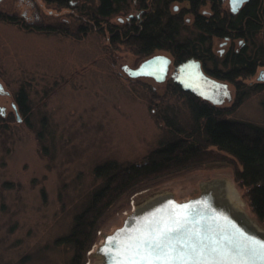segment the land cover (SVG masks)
<instances>
[{"label": "rangeland", "instance_id": "1", "mask_svg": "<svg viewBox=\"0 0 264 264\" xmlns=\"http://www.w3.org/2000/svg\"><path fill=\"white\" fill-rule=\"evenodd\" d=\"M73 1L75 8L46 0L0 1L1 10L21 18L18 23L0 20V106L6 112L0 119V264H70L72 248L58 240L70 230L74 215L101 182L93 173L94 166L110 159L141 161L172 135L165 116L181 126L190 123L184 97L170 90L169 75L156 82L125 73L123 65L135 67L145 57L123 44L110 46L106 23L101 26L104 31L96 29L78 38L23 25V21H56L75 26L76 8L90 1ZM127 3L125 11L110 18V24L122 23L130 14L140 17L136 1ZM212 6L230 13L227 0H217ZM188 8L187 1H168L171 14ZM211 8L208 2L199 12L209 15ZM260 15L264 20V8ZM193 17L184 14V35H191ZM262 40V29L247 38L213 37L212 57L205 67L227 70V54L243 47L256 48ZM157 53L170 56L174 63L168 51L153 52ZM261 70L263 65L246 78L222 80L230 97L217 106L227 110L228 119L264 126ZM20 89L29 96L30 110L25 116L16 115L12 107ZM212 150L216 154L207 164L158 177L123 195L101 219L82 264L101 261L96 247L137 205L161 193L178 201L188 199L199 193L202 182L214 178L232 183L242 210L264 229L251 210L245 188L234 179L239 165L226 153Z\"/></svg>", "mask_w": 264, "mask_h": 264}, {"label": "trees", "instance_id": "2", "mask_svg": "<svg viewBox=\"0 0 264 264\" xmlns=\"http://www.w3.org/2000/svg\"><path fill=\"white\" fill-rule=\"evenodd\" d=\"M46 1L75 8L69 4L70 0ZM87 1L84 0V3ZM89 1L82 8H76L75 20L78 23L75 26L72 22L59 25L56 21H40L28 27L78 38L96 29L104 31L101 26L106 23L112 47L123 44L134 54L145 58L155 50H165L171 54L175 64L195 58L209 75L229 82L237 77L246 78L255 72L257 66H264V20L260 15L264 0H250L234 14L212 6L207 16L199 13V7L207 0H180L187 1L189 8L173 14L168 11V1L171 0H152L150 6L146 0H135L140 17L129 15L128 20L117 24H110V18L126 10L127 0H96L95 4ZM209 1L213 4L217 0ZM186 13L194 16L190 36L184 35L186 26L183 17ZM2 19L10 20L5 14H0ZM261 29L263 43L256 48L243 47L239 52L227 54L225 58L230 63L227 70L205 67L212 57L210 46L213 37L247 38ZM169 86L173 93L184 97L190 123L186 127L181 126L173 118L165 116L172 135L150 150L141 161L110 159L94 166L93 173L101 182L92 191L87 204L74 215L70 230L58 240L72 248L70 264L83 263L101 219L123 195L137 191L158 177L207 164L210 156L216 154L212 148L226 153L237 162L239 167L234 171V179L245 188L252 212L264 224V126L228 119L226 109L183 90L173 79H170ZM15 102L19 112L25 116L30 110L27 91H17Z\"/></svg>", "mask_w": 264, "mask_h": 264}, {"label": "water", "instance_id": "3", "mask_svg": "<svg viewBox=\"0 0 264 264\" xmlns=\"http://www.w3.org/2000/svg\"><path fill=\"white\" fill-rule=\"evenodd\" d=\"M228 1L233 10L231 0ZM171 65L174 68L169 74ZM122 69L131 78L149 77L156 82H163L169 75L183 90L212 104H221L230 97L227 83L206 75L200 61L195 58L175 64L170 56L157 53L142 59L135 67L123 65ZM258 79H264V70ZM218 86L222 87V92L216 95L214 89ZM219 182L221 178L202 182L199 193L185 200L178 201L169 193H161L137 205L119 227L104 235L96 247L95 252L101 258L98 264H120L128 256L122 242L128 239L129 233L137 228L149 230L161 226L162 222H170L177 216L183 227L170 233V240L177 251H190L185 245L195 244L206 252L216 248L219 254L234 259L237 264L245 261L247 264H260L259 258L250 254L256 247L250 242L264 243V229L256 226L246 212L232 206L222 193Z\"/></svg>", "mask_w": 264, "mask_h": 264}, {"label": "snow or ice", "instance_id": "4", "mask_svg": "<svg viewBox=\"0 0 264 264\" xmlns=\"http://www.w3.org/2000/svg\"><path fill=\"white\" fill-rule=\"evenodd\" d=\"M231 3L233 11H236L242 0H231ZM182 227L181 219L177 216L170 222L164 221L161 226L149 230L137 228L122 242L128 256L120 264H237L234 259L219 254L216 248L206 252L203 247L197 248L195 244H191L185 245L190 251H177L170 240V233ZM250 243L256 245L250 253L251 256L258 257L260 264H264V243Z\"/></svg>", "mask_w": 264, "mask_h": 264}, {"label": "flooded vegetation", "instance_id": "5", "mask_svg": "<svg viewBox=\"0 0 264 264\" xmlns=\"http://www.w3.org/2000/svg\"><path fill=\"white\" fill-rule=\"evenodd\" d=\"M1 1V0H0ZM151 1L152 0H146V4L148 5V6H150L151 5ZM250 0H246V1H244L243 3H242V5L238 8V9H236V11H233V10H231V8H230V5H229V1L227 0V3H228V7H229V11H230V13L231 14H234V13H238V12H240V10L249 2ZM210 3V8H211V6H212V2H210L209 0H207L203 5H201L200 7H202V6H204V5H206L207 3ZM50 3H52V2H50ZM74 3H75V1H73V0H70V3L69 4H71V5H74ZM200 7H199V9H200ZM174 8H177L176 6L174 7ZM200 13V12H199ZM210 13H211V9H210ZM0 14L2 15V14H5L7 17H9L10 18V20H9V22H11V23H18V20L20 19L21 20V18H19L18 16H16L15 14H13V13H6V12H4L3 10H1L0 9ZM200 14H203V15H206L207 16V14H204V13H200ZM19 20V21H20ZM8 21V20H7ZM23 25H32V24H36V23H39V22H36L35 23V21L34 22H28V23H26V22H24L23 21ZM200 64H201V67H202V69H203V71L205 72V74L206 75H208V76H210L211 78H214V79H216V80H218V81H222V80H219V79H217V78H215V77H213V76H211V75H209L206 71H205V69H204V67L202 66V63L200 62ZM224 82V81H223ZM207 84H208V82H207ZM2 87V86H1ZM0 90H2V88L0 89ZM1 92V91H0ZM222 92V87L221 86H218L216 89H214V94H216V95H219L220 93ZM12 107H13V109H14V111H15V114L17 115V114H19L20 112H19V109H18V106H17V104L16 103H12ZM6 115V112H5V107L4 106H0V118L2 119V117H4Z\"/></svg>", "mask_w": 264, "mask_h": 264}, {"label": "bare ground", "instance_id": "6", "mask_svg": "<svg viewBox=\"0 0 264 264\" xmlns=\"http://www.w3.org/2000/svg\"><path fill=\"white\" fill-rule=\"evenodd\" d=\"M219 183L221 185L222 193H224L228 197V199L232 203V206L235 207L236 209L242 210V207H240V205L243 204L242 200L240 199V196H239L237 190L235 189V187L232 185V183L230 181H228L227 179H223V178H221V182H219ZM249 218L253 221V223L256 226L260 227L253 218H251L250 216H249Z\"/></svg>", "mask_w": 264, "mask_h": 264}]
</instances>
